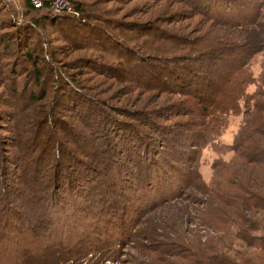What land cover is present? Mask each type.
Here are the masks:
<instances>
[{
    "label": "rangeland",
    "instance_id": "obj_1",
    "mask_svg": "<svg viewBox=\"0 0 264 264\" xmlns=\"http://www.w3.org/2000/svg\"><path fill=\"white\" fill-rule=\"evenodd\" d=\"M5 1L19 21L26 20L28 0ZM73 1L86 26L68 19L40 26L41 35L29 43L38 66L26 61L18 40H0V264H264L256 261L264 256V210L226 225L241 217L229 209L231 215L220 218L227 208L220 210L222 203L213 198L214 185L225 186L236 164V138L256 99L220 116L219 137L202 131L205 143L190 162L180 156V135L195 130L181 108L186 100L197 103L199 94L191 91L197 76L216 85L219 60L228 57L227 64L252 74L247 95L259 91L264 0ZM219 5L223 11L214 8ZM68 80L80 89L73 95L89 102L101 141L91 136L93 143L80 147L64 132L68 126H80L82 134L91 130L76 111L63 113L75 106L67 97ZM135 110L150 112L138 125L145 145L117 148L105 116L137 125ZM55 135L86 158L67 159L84 164L68 176V191L53 180L46 162ZM129 150L142 158L127 159ZM42 154L46 159L38 161ZM180 170H192L200 180L180 188ZM255 174L240 173L239 180L264 192L263 172Z\"/></svg>",
    "mask_w": 264,
    "mask_h": 264
},
{
    "label": "trees",
    "instance_id": "obj_2",
    "mask_svg": "<svg viewBox=\"0 0 264 264\" xmlns=\"http://www.w3.org/2000/svg\"><path fill=\"white\" fill-rule=\"evenodd\" d=\"M70 1L74 5L76 11L79 12V17L71 14L54 15L51 13V11H49L48 8H45L43 10H36L35 8H33L30 2L27 1L25 6V12L27 14L26 20L19 21L18 13L16 12V10H14L5 0H0V40L2 41L1 44H5L9 41H14L15 39L18 40L22 45H25V53L28 56V59L26 61L28 63H32L34 66H38L35 62L34 54H31V52L29 51V43L32 40L36 39L37 35H41L40 26H44L46 24L49 25L53 22H58L61 19L76 21L78 25L86 26L85 24L87 23L88 19L84 14L83 9L81 8V6L75 4L73 0ZM220 6L221 5L215 6L214 8L218 9V11L219 9H222L223 11L224 8ZM44 10H46V14L43 13V15L38 16V13H41L39 11ZM1 31L8 32L2 33ZM7 37L10 38L7 39ZM238 55L244 54L242 52H239ZM46 59H48L47 56ZM227 59L228 57L219 60L220 64L217 66V74L216 71L213 70L215 71V75L218 78V82L216 83V85H212V83H209L210 81L207 79L205 81V84L204 80L201 78L202 76H197V78H195L196 81L197 79H199V81H195L194 85H199V88L197 89L195 85V90L191 91L193 94H199V96H196L198 101L197 103H193V101L186 100V108H181L183 111L182 113H184L186 117H189L193 122V128L195 130L194 133L191 135H180V156L182 157L181 159H185V157L188 156V161L190 162L191 159H193L192 155H194L195 151L205 143V138L203 136L202 131L209 132L210 134L213 133V136L215 138L219 137L220 132L218 133V126L221 124L220 116L223 114L237 113L241 101L247 103L250 101L251 98L254 100L256 99L253 109L254 112L252 111L253 113L250 119L244 122L237 135L236 143L233 149L237 157L236 159H233L236 164L234 165V168L230 169V175L226 177L227 183L225 186H222V184L220 183L219 185L218 182L214 185L218 186V189H213L215 191V196L213 198L222 203V205H220V210H224V207L227 208L226 212L224 211V214L219 216L220 218H222V216L226 214L231 215V211H229V209H233L235 213L240 215L241 219L239 220L233 219L227 221L226 225H231L233 223L240 224L243 221H246V218H244L243 216L244 213H252L254 210H264V192L256 191L255 187H253V183L246 186L244 182H241L242 178H240L239 180L240 173H257L252 176L261 177L263 172L262 179L264 181V112H262V105L264 104V90L260 91L261 89H264V81L260 83L259 91L253 97H249L246 93V88L250 84L254 83L252 74L246 69H244L243 71L240 70L242 69L240 67L241 65H237L235 67L231 64H227L230 61H227ZM237 70L240 71L237 72ZM20 73L24 74L25 70H20ZM229 73L231 74L230 77ZM35 75L37 79L41 77V75L39 76V70H35ZM236 77H241L240 83L233 81ZM67 82V97L72 99V102H74L75 106L72 107L70 103L66 107V109L68 110L63 113L65 116L69 115L68 117H70L69 113H72L71 111H76L78 113L79 121L84 122L83 118H85L86 121L90 123L86 125V129L89 130L90 128L91 130H89V132L85 134H82V132L80 131V126V128L68 126V130H65L64 132H66L69 137L74 140V143H76V145L80 147H84L85 144L89 145L93 143V139L91 138V136H94L96 141H101L98 140L99 138L97 139V135L100 131L96 130L94 125L91 124V122L97 121V119L94 118L95 114H91V106L87 104L89 102L85 99V97L84 100H79L77 95H73V93H81L80 89L78 88V86L75 87L74 84L70 83L69 80ZM42 99H44V97H42L40 100ZM33 101H35L34 98ZM85 101L87 103H85ZM58 109L60 110L61 107H59ZM60 112L62 114V110H60ZM134 112L138 115V123H136L137 125L125 121H118L117 123H113V121L109 119V115L108 118L107 116H105L107 119L106 130H110L109 140L117 148L127 149V147H131V149L133 150L137 144L140 145L139 143H141V145H145L142 143L143 132L140 130L141 127H139L138 125H140L142 120L148 121L150 112L143 113V110H135ZM58 117L59 116L55 115L54 122L56 123V125ZM150 119H152V117ZM136 120L134 121L136 122ZM153 121L154 120H152V123H154ZM65 126H67L66 123ZM163 129V131H165V128ZM96 132H98V134H96ZM87 136H89L91 140L87 139ZM49 139H53L51 134ZM54 140L55 141H50L51 151L47 152L49 158L46 160V162L53 166V180L59 183L60 188L63 187V190L65 189V191H68L67 189L69 188H66V186L70 184V182H73V179L71 177L69 178L68 176L70 175V173H72V171L77 170L79 167L83 168L84 164H82L81 160H76L74 162V168V164H68L67 161L69 160L67 159H71L72 157V159L74 160L77 154V156L83 160V153H80L77 147H72V144L66 143L63 137L55 135ZM167 145V148L169 149V146H171V144L167 143ZM53 146H55V148ZM150 146H153V144H150ZM53 148L54 150H52ZM125 153L126 150L124 154ZM171 153L167 154L166 157H170ZM71 154H73V156ZM139 154L136 153L134 155L133 152L129 150L127 152V159L137 161L138 157L142 158L141 154ZM130 155L132 156L130 157ZM45 156L47 155H40L38 161H43V158H45ZM160 156L163 157L164 155L160 154ZM162 160L166 161V158ZM64 163H66L68 168L63 169L65 167ZM58 166L59 169L56 170L55 168H57ZM224 168H227V166ZM220 174L222 175V173ZM82 178L83 177H80L79 181L82 180ZM197 179L200 180V177L197 176L196 172L192 170H187L183 174L180 170V188H185L184 185H188V187L192 186ZM153 182L154 180L152 181V184ZM161 185L163 184L161 183ZM157 187L159 188V186ZM86 194L90 195L89 192H87ZM44 216L45 215H42L41 218L43 219ZM259 241H261L259 243V248L264 253V238H260ZM256 258V261L264 263L263 255L260 256V258Z\"/></svg>",
    "mask_w": 264,
    "mask_h": 264
},
{
    "label": "built area",
    "instance_id": "obj_3",
    "mask_svg": "<svg viewBox=\"0 0 264 264\" xmlns=\"http://www.w3.org/2000/svg\"><path fill=\"white\" fill-rule=\"evenodd\" d=\"M36 10L48 8L54 15L71 14L79 17V12L76 11L70 0H28ZM103 264H120L116 261H107Z\"/></svg>",
    "mask_w": 264,
    "mask_h": 264
}]
</instances>
